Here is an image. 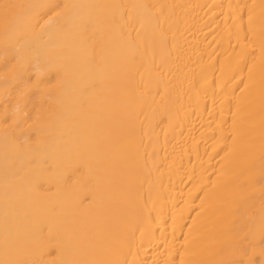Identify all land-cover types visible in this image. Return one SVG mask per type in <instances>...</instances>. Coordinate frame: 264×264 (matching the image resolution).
Segmentation results:
<instances>
[{
  "label": "bare ground",
  "instance_id": "obj_1",
  "mask_svg": "<svg viewBox=\"0 0 264 264\" xmlns=\"http://www.w3.org/2000/svg\"><path fill=\"white\" fill-rule=\"evenodd\" d=\"M0 264H264V0H0Z\"/></svg>",
  "mask_w": 264,
  "mask_h": 264
}]
</instances>
